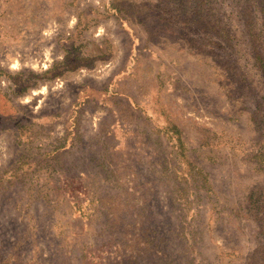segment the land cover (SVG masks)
<instances>
[{
  "label": "rangeland",
  "instance_id": "374dc122",
  "mask_svg": "<svg viewBox=\"0 0 264 264\" xmlns=\"http://www.w3.org/2000/svg\"><path fill=\"white\" fill-rule=\"evenodd\" d=\"M0 264H264V0H0Z\"/></svg>",
  "mask_w": 264,
  "mask_h": 264
}]
</instances>
